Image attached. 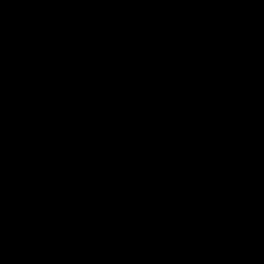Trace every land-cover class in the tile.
Instances as JSON below:
<instances>
[{
  "label": "water",
  "instance_id": "95a60500",
  "mask_svg": "<svg viewBox=\"0 0 264 264\" xmlns=\"http://www.w3.org/2000/svg\"><path fill=\"white\" fill-rule=\"evenodd\" d=\"M0 264H264V0H0Z\"/></svg>",
  "mask_w": 264,
  "mask_h": 264
}]
</instances>
